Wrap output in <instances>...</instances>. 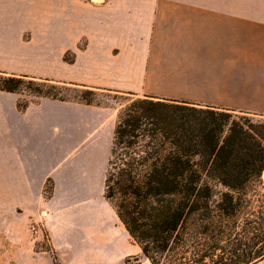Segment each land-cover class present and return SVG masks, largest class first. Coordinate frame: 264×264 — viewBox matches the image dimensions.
<instances>
[{
    "label": "crops",
    "instance_id": "crops-1",
    "mask_svg": "<svg viewBox=\"0 0 264 264\" xmlns=\"http://www.w3.org/2000/svg\"><path fill=\"white\" fill-rule=\"evenodd\" d=\"M0 71L264 117V0H0ZM17 100L0 91V258L31 249L34 223L60 264H124L130 237L99 203L106 161L80 114L91 107Z\"/></svg>",
    "mask_w": 264,
    "mask_h": 264
},
{
    "label": "trees",
    "instance_id": "trees-1",
    "mask_svg": "<svg viewBox=\"0 0 264 264\" xmlns=\"http://www.w3.org/2000/svg\"><path fill=\"white\" fill-rule=\"evenodd\" d=\"M67 55L71 57L67 58ZM74 61V52L63 57ZM68 86L81 87L73 96ZM0 91L98 106L97 91L127 95L106 161L103 198L150 264L264 261V121L130 92L0 71ZM35 101L17 100L22 112ZM53 185L46 180L43 196ZM58 264L53 247L46 250ZM139 262L138 256L125 259Z\"/></svg>",
    "mask_w": 264,
    "mask_h": 264
},
{
    "label": "rangeland",
    "instance_id": "rangeland-1",
    "mask_svg": "<svg viewBox=\"0 0 264 264\" xmlns=\"http://www.w3.org/2000/svg\"><path fill=\"white\" fill-rule=\"evenodd\" d=\"M26 38V37H24ZM81 46V44H80ZM71 57L70 55H67V58ZM47 69H51V67H48ZM52 70H55V68H52ZM30 76V75H29ZM36 78H42V77H36ZM69 88L67 90H63L65 92L64 94L73 96L76 90H81L83 88L81 87H74V86H68ZM129 97L127 95H115V93H106L97 91V94L95 96V101L100 102V105L95 106H89L91 108H87L85 111H81L82 118H87V125H86V132L87 135H89L92 130L95 128L97 129V150L99 154V163L102 167L103 163L107 161L109 156V147H110V137L109 135L112 133L114 121L116 120L117 111H118V104L113 100L117 99L116 101H120L122 103L125 102L126 98ZM18 99H29L35 101V103L39 100L36 98H29L25 94L18 95ZM68 104H76L83 106H88L80 103H74V102H66ZM235 116L244 117L246 119H249L253 122H263L264 117L260 116H254L250 114H244V113H233ZM79 113L72 115L68 114V120H67V127H66V139H67V150L68 153L71 151L73 144L75 146L79 143V140L82 138V127L80 128L78 124V117ZM104 200L103 193L100 194V204ZM34 223H28L27 227L25 228V233L28 236V238L33 242L31 249L24 248L22 249V252H20L19 255L14 257H3L0 258V264H53L52 262V256L50 253H48L46 250L50 248V238L48 234L44 231V229L40 230L38 227H34ZM10 233L13 232L14 235H18V225L17 224H10L9 225ZM40 236V240L36 241V236ZM127 246V249L129 251V254L124 258L123 262L126 264L125 259L130 256H138L139 262H135L134 260L130 259V264H150L140 253L139 248L133 242L131 238H129V243ZM119 246L116 243L114 249H117ZM54 249V248H53ZM55 251V250H54ZM56 254V252H55ZM58 264H60V261L58 259V256L56 254ZM68 264H72L70 261ZM256 264H264V261H260Z\"/></svg>",
    "mask_w": 264,
    "mask_h": 264
}]
</instances>
